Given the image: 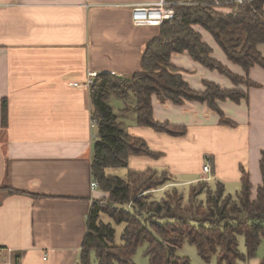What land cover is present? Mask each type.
<instances>
[{
  "label": "crops",
  "instance_id": "crops-1",
  "mask_svg": "<svg viewBox=\"0 0 264 264\" xmlns=\"http://www.w3.org/2000/svg\"><path fill=\"white\" fill-rule=\"evenodd\" d=\"M158 1L0 0V247L13 249L20 264L78 263L88 213L102 192L92 189L98 128L92 126L91 88L73 84L84 83L91 71L118 77L138 72L160 27L134 25L132 7ZM196 29L215 58L245 75L210 33ZM171 63L193 89H204L206 80L234 87L188 53L173 55ZM249 77L261 86L244 87L248 101L219 103L236 126L220 124V116L206 104L175 105L154 96L155 119L186 126L183 136L137 126L134 113H121L132 96L127 101L112 97L127 131L162 154L130 156L128 168L167 170L178 186L209 177L210 184L221 181L225 188L241 185L244 169L255 197L262 183L264 69L252 67ZM208 161L211 172L204 173ZM263 257L262 249L244 264H264Z\"/></svg>",
  "mask_w": 264,
  "mask_h": 264
},
{
  "label": "trees",
  "instance_id": "trees-1",
  "mask_svg": "<svg viewBox=\"0 0 264 264\" xmlns=\"http://www.w3.org/2000/svg\"><path fill=\"white\" fill-rule=\"evenodd\" d=\"M168 1L174 3L175 16L159 26L158 36L145 49L141 69L127 77L103 73L91 87L92 119L98 128L92 173L102 195L93 200L88 213L77 264H137L134 257L143 245L148 264H192L190 257L178 254L185 242L196 247L205 263L216 257L217 264H244L257 257L264 245V151L260 159L262 183L255 197L250 175L244 169L241 188L233 195L226 192L221 181L211 185L208 180H199L189 184L185 193L167 170L128 168L130 156L159 158L162 154L127 131L126 123L110 103L112 97L127 101L132 96L121 113H134L137 126L183 136L186 126L155 119L154 96L175 105L187 101L206 104L220 116V124L236 126L219 103L248 101L247 90L240 86H261L250 79L249 72L256 65L264 69V55L259 49L264 45V0ZM196 27L210 33L227 59L245 75L215 58L213 48ZM181 53L225 76L234 87L206 80L204 89H193L171 63L173 55ZM6 123L4 101L2 124ZM111 168L128 170L120 176L111 174ZM109 220L124 224L120 237ZM240 236L245 238V252L240 249Z\"/></svg>",
  "mask_w": 264,
  "mask_h": 264
},
{
  "label": "built area",
  "instance_id": "built-area-1",
  "mask_svg": "<svg viewBox=\"0 0 264 264\" xmlns=\"http://www.w3.org/2000/svg\"><path fill=\"white\" fill-rule=\"evenodd\" d=\"M244 0H235V2L242 3ZM174 4L168 0H159L155 3L149 4H138L132 7V22L136 26H160L165 20L171 19L175 16V10L172 7ZM217 5L221 4L220 1H216ZM110 74L116 75L115 72H111ZM98 76L97 72H89L88 78L84 83H74L75 86H84L87 88H91L95 79ZM92 126H96L95 120L92 119ZM204 173L211 172V162L208 161L203 167ZM208 177L205 180H209ZM92 189H99V184L96 180L92 182ZM0 264H20L19 255L14 254V250L9 247H0Z\"/></svg>",
  "mask_w": 264,
  "mask_h": 264
},
{
  "label": "rangeland",
  "instance_id": "rangeland-1",
  "mask_svg": "<svg viewBox=\"0 0 264 264\" xmlns=\"http://www.w3.org/2000/svg\"><path fill=\"white\" fill-rule=\"evenodd\" d=\"M185 1H192V0H180L179 2H185ZM260 51L264 55V45L259 46ZM241 88H244V85L240 86ZM243 118V117H240ZM109 172L114 175H120L124 176L125 175V168H111L109 169ZM212 185V184H211ZM241 188V185H234V183H228L226 187V192L235 195ZM181 190H183L185 193H188L189 191V186H181ZM163 192V191H162ZM158 192V194L162 193ZM110 222L113 223V225L117 229V235L120 237V234L124 228V224L121 225H116L113 221L109 220ZM240 249L241 251L245 252L246 246H245V238L244 236H240ZM146 245L140 246L135 254V261L137 264H148V257L144 255V249ZM264 250V245L260 247V251ZM178 254L181 256H188L191 259L192 264H216V257L213 258V260L210 263H205L201 260V258L198 256L196 247L188 242H185L184 245L178 250Z\"/></svg>",
  "mask_w": 264,
  "mask_h": 264
}]
</instances>
